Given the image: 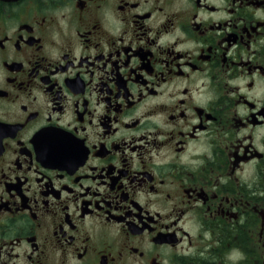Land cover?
<instances>
[{"label":"flooded vegetation","instance_id":"1","mask_svg":"<svg viewBox=\"0 0 264 264\" xmlns=\"http://www.w3.org/2000/svg\"><path fill=\"white\" fill-rule=\"evenodd\" d=\"M0 264H264V0H0Z\"/></svg>","mask_w":264,"mask_h":264}]
</instances>
